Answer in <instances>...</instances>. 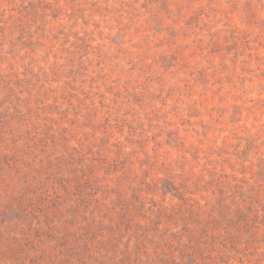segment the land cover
Listing matches in <instances>:
<instances>
[{
  "label": "rangeland",
  "instance_id": "rangeland-1",
  "mask_svg": "<svg viewBox=\"0 0 264 264\" xmlns=\"http://www.w3.org/2000/svg\"><path fill=\"white\" fill-rule=\"evenodd\" d=\"M0 264H264V0H0Z\"/></svg>",
  "mask_w": 264,
  "mask_h": 264
}]
</instances>
